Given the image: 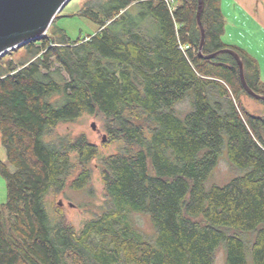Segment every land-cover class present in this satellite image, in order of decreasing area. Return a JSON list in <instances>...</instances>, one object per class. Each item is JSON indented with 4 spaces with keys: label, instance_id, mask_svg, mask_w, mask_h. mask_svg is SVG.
<instances>
[{
    "label": "trees",
    "instance_id": "16d2710c",
    "mask_svg": "<svg viewBox=\"0 0 264 264\" xmlns=\"http://www.w3.org/2000/svg\"><path fill=\"white\" fill-rule=\"evenodd\" d=\"M204 2L202 55L198 0H88L94 35H46L20 62L0 58V264H214L222 249L226 264H264V113L243 96L264 101L234 57L203 56L233 49L249 87L264 84L223 42L220 0ZM84 116L103 120L118 153L56 134ZM224 154L235 175L208 187ZM95 170L106 200L80 204L93 217L78 230L49 198L91 193Z\"/></svg>",
    "mask_w": 264,
    "mask_h": 264
},
{
    "label": "rangeland",
    "instance_id": "374dc122",
    "mask_svg": "<svg viewBox=\"0 0 264 264\" xmlns=\"http://www.w3.org/2000/svg\"><path fill=\"white\" fill-rule=\"evenodd\" d=\"M88 0H72L69 2L63 10L60 12L58 19L52 24L47 36L53 37L55 40H62L64 33L71 41H78L80 39L87 38L90 35H94L99 30V25L91 22L80 16L81 11ZM25 50L23 48H17L1 56V61L5 63L9 61L20 62L25 58ZM243 100L247 108L253 107L258 103L250 97L243 96ZM253 105V106H252ZM97 125L98 130L92 129V124ZM100 130V131H99ZM1 132V130H0ZM0 158L5 162L7 160V154L2 143V133H0ZM56 134L76 136L79 134H86L89 140L99 146L101 155L107 156L118 153L120 144L111 142L107 132L103 129V120L95 116H84L79 121L70 124H62L56 129ZM106 137V140H104ZM99 160H95L92 166L98 165ZM78 173V170H77ZM235 171L229 165L225 154L221 156L219 165L216 167L213 175L207 183V186L212 185H224L234 177ZM91 193H84L81 195H73L72 201L65 198L63 195L51 196L50 204L58 206L59 202L63 205L62 213L69 223L74 225L76 229L82 228L85 221L93 217V213L87 209H81L80 204H90L88 206L104 204L105 191L104 185L100 176V171L95 170L93 183L90 185ZM7 201V184L5 179L0 176V202L5 204ZM73 204V205H70ZM88 208V207H87ZM144 229L146 232L151 233L152 229L149 226L147 219H143ZM214 264H226V252L225 250H219L216 255Z\"/></svg>",
    "mask_w": 264,
    "mask_h": 264
},
{
    "label": "water",
    "instance_id": "95a60500",
    "mask_svg": "<svg viewBox=\"0 0 264 264\" xmlns=\"http://www.w3.org/2000/svg\"><path fill=\"white\" fill-rule=\"evenodd\" d=\"M71 1L72 0H0V57L34 40L45 37L56 17ZM204 5V0H198L197 21L202 34L199 50L201 55L203 54L202 51L206 43V32L202 23ZM223 53L231 55L238 63L240 79L246 92L250 96L264 101V95L257 94L247 84L244 63L238 52L227 48L213 55L203 57L212 59ZM92 129L98 130L95 123L92 124ZM104 140H106V137H104ZM62 205L63 203L59 202V206Z\"/></svg>",
    "mask_w": 264,
    "mask_h": 264
},
{
    "label": "crops",
    "instance_id": "0c3cea01",
    "mask_svg": "<svg viewBox=\"0 0 264 264\" xmlns=\"http://www.w3.org/2000/svg\"><path fill=\"white\" fill-rule=\"evenodd\" d=\"M220 10L225 21L223 42L241 50L258 64L264 84V0H220ZM248 109L264 113L260 104Z\"/></svg>",
    "mask_w": 264,
    "mask_h": 264
},
{
    "label": "built area",
    "instance_id": "2783aa9c",
    "mask_svg": "<svg viewBox=\"0 0 264 264\" xmlns=\"http://www.w3.org/2000/svg\"><path fill=\"white\" fill-rule=\"evenodd\" d=\"M168 4L171 5V7L173 8V6L175 5V1L176 0H165Z\"/></svg>",
    "mask_w": 264,
    "mask_h": 264
}]
</instances>
